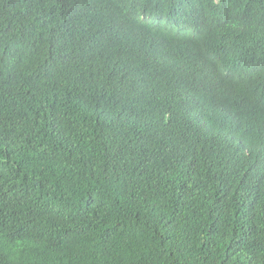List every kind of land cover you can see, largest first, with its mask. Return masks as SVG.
I'll list each match as a JSON object with an SVG mask.
<instances>
[{"label": "trees", "instance_id": "trees-1", "mask_svg": "<svg viewBox=\"0 0 264 264\" xmlns=\"http://www.w3.org/2000/svg\"><path fill=\"white\" fill-rule=\"evenodd\" d=\"M0 264H264V0H0Z\"/></svg>", "mask_w": 264, "mask_h": 264}, {"label": "clouds", "instance_id": "clouds-1", "mask_svg": "<svg viewBox=\"0 0 264 264\" xmlns=\"http://www.w3.org/2000/svg\"><path fill=\"white\" fill-rule=\"evenodd\" d=\"M217 34L211 36L208 40H213V41H220L221 37H219L218 39L214 40V38L216 37Z\"/></svg>", "mask_w": 264, "mask_h": 264}]
</instances>
